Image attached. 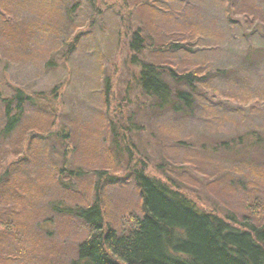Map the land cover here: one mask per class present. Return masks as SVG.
<instances>
[{"label":"rangeland","instance_id":"obj_1","mask_svg":"<svg viewBox=\"0 0 264 264\" xmlns=\"http://www.w3.org/2000/svg\"><path fill=\"white\" fill-rule=\"evenodd\" d=\"M93 1L97 14L86 0H78L79 5L72 13L73 20L68 21L59 14L53 22L55 26L36 31L30 43L33 47L30 57L10 62L8 67L2 64L0 71L6 66V77L31 91L49 92L61 86L60 119L71 129L69 143L75 147L69 158L84 167L105 166L114 178L112 183L103 180L99 188L107 227L121 233L128 229L132 215L139 216V194L130 176V169L136 165L126 163L125 143L132 147L138 170H143L147 176L173 182L181 194L202 209L220 217L232 214L238 221L242 216L264 215V169L261 164H207L200 156L209 154L210 139L216 134L229 136L234 132L244 136L259 125L264 126V99L255 98L264 92V0H255L260 17L256 31L252 33L246 24L241 30L229 27L217 0H176L162 6L172 7L187 19L185 22H196L206 31V36L199 40L203 46L199 47L198 60L193 62L204 68L209 74V86L218 92L213 96L205 90L201 96V103L210 104L214 111L205 113L199 106L186 116L174 117L150 110L148 100L141 97L129 78L132 69L125 64L127 52L118 44L117 33L122 16L126 15L125 23L133 30L138 14L128 7L129 17L120 5L121 0ZM57 2L59 4L55 5L61 8ZM176 22L181 26V21ZM72 26L80 30L73 32ZM203 30L202 35L205 34ZM207 31L217 33V39H208L210 33ZM71 32L76 39L69 51L67 36ZM49 46L53 51L49 59L55 57L53 68L45 66L46 54H49L45 50ZM257 54L259 58H256ZM142 59L151 60L153 56L146 52ZM234 74L242 77V81ZM104 78H108L116 100L112 106L117 107L115 121L118 120L124 131L117 139L119 145L112 147L109 146L111 136L106 133L109 119L102 109ZM231 91L241 93L243 97L231 93L232 99H227ZM121 112H128L132 117L130 131L124 129L126 117ZM179 139L189 146L202 142L207 148L201 150L197 146L195 152L182 150L175 144ZM31 148L25 152V161L21 163L33 165L28 169L30 174L36 168L34 165L45 164L47 157L41 150V142L33 143ZM218 152L213 153L218 155ZM197 153L200 154L195 160ZM186 156L193 163L186 161ZM141 159L144 162L139 164ZM4 161V164H11L14 158L9 155ZM86 176L90 179L93 175L88 173ZM10 179L22 195L0 199V264H75L77 245L87 235L85 228L62 214H52L48 201L53 193L47 192L43 201L35 195L32 199V193L28 191L30 186L24 183L25 176ZM230 180L235 183V191L226 187ZM80 181L77 183L81 193L85 194L89 181ZM20 196L23 202H20ZM83 197L75 201L81 202Z\"/></svg>","mask_w":264,"mask_h":264},{"label":"trees","instance_id":"obj_2","mask_svg":"<svg viewBox=\"0 0 264 264\" xmlns=\"http://www.w3.org/2000/svg\"><path fill=\"white\" fill-rule=\"evenodd\" d=\"M57 1L61 8L55 5ZM86 1L97 14L94 1ZM121 1L128 16L131 15L128 7L138 16L133 30L125 23L126 15L121 17L118 44L127 52L125 64L132 69L129 78L141 97L148 100L149 109L173 117L186 116L199 106L205 113L214 111L210 104L201 103V96L205 90L213 96L218 92L209 86V74L193 62L198 60L199 47L203 46L199 40L207 34L202 26L185 22L187 19L172 7H162L176 0H160L161 4L159 0ZM217 3L229 27L241 30L246 24L251 33L256 31L260 11L255 0H217ZM78 5V0H0V65L8 67L10 62L30 57L33 50L30 43L36 31L55 26L53 22L61 13L68 21L73 20L72 13ZM177 20L181 21V26ZM71 29L73 32L80 30L73 26ZM73 32L67 36L69 51L76 39ZM208 33V39H217V33ZM51 43L55 45L53 41ZM45 51L49 53L45 66L53 68L55 57L49 59L53 51L50 46ZM146 52L153 59H142ZM259 57L257 54L256 58ZM4 70L0 71V199L22 195L15 190L10 177L25 176L26 180H23L30 186L28 191H31L32 199L35 195L43 201L47 192L53 193L52 196L48 194L52 197L48 201L52 214H62L80 223L87 232L77 245L75 264H264L263 214L261 217L242 216L238 221L232 214L220 217L202 209L181 194L173 182L147 176L143 170H138L132 147L126 143L123 144L127 152L126 163L136 165L129 169L139 194V216L132 215L128 229L121 233L107 227L99 188L103 180L111 182L114 178L105 166L84 167L69 158L75 147L69 143L71 129L60 119L61 86L49 92L31 91L9 80ZM234 75L242 81V77ZM103 82L102 109L109 119L106 133L111 136L109 146L112 147L118 144L117 139L124 131L118 120L115 121L117 107L112 106L116 100L108 78ZM231 93L235 94V91L229 92L227 99H232ZM235 95L243 97L241 93ZM258 97L263 101L264 92L255 98ZM118 108L122 109V106ZM121 113L126 117L124 129L130 131L132 117L128 112ZM210 141L209 154L200 155L205 163L261 164L264 169V126L259 125L244 136L234 132L229 136L216 134ZM40 142L44 157L47 156L46 163L35 164L36 168L30 174L28 169L33 165L21 163L25 161V152L32 149L31 145ZM175 144L182 150L190 149L189 152H195L197 146L201 150L207 148L205 143L189 146L180 139ZM212 151L220 154L215 155ZM198 154L194 155L195 160ZM9 155L13 156L14 162L4 164ZM188 158L186 156V161L192 162ZM143 162L141 159L139 164ZM88 173L93 175L90 179L86 176ZM77 180H81L80 183L89 181L85 194L82 191L84 197ZM232 181L226 187L235 191ZM81 197L84 200L75 201ZM18 198L20 202L24 201L22 196Z\"/></svg>","mask_w":264,"mask_h":264}]
</instances>
